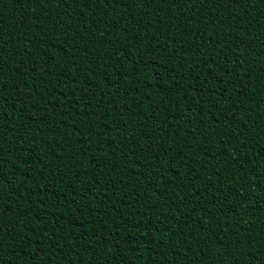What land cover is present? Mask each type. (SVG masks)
I'll use <instances>...</instances> for the list:
<instances>
[{"label":"trees","instance_id":"1","mask_svg":"<svg viewBox=\"0 0 264 264\" xmlns=\"http://www.w3.org/2000/svg\"><path fill=\"white\" fill-rule=\"evenodd\" d=\"M0 264H264V0H0Z\"/></svg>","mask_w":264,"mask_h":264}]
</instances>
